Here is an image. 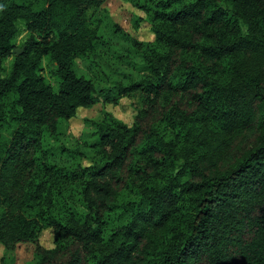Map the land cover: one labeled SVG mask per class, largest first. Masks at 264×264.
Returning a JSON list of instances; mask_svg holds the SVG:
<instances>
[{
	"label": "trees",
	"instance_id": "trees-1",
	"mask_svg": "<svg viewBox=\"0 0 264 264\" xmlns=\"http://www.w3.org/2000/svg\"><path fill=\"white\" fill-rule=\"evenodd\" d=\"M101 1L0 0L4 250L31 241L36 259L25 264H264V0H131L147 12L153 42L112 23L141 63L137 76L98 87L74 62L104 41L94 15ZM19 21L28 34L13 53ZM42 61L55 84L39 73ZM123 94L138 100L131 123L108 114L96 121L86 164L50 158L45 131L78 106ZM159 100L178 134L209 123L246 128V138L224 161L194 164L178 181L174 139L148 122ZM125 190L132 195L120 201ZM116 205L122 220L112 224ZM45 227L48 247L38 241Z\"/></svg>",
	"mask_w": 264,
	"mask_h": 264
},
{
	"label": "rangeland",
	"instance_id": "rangeland-1",
	"mask_svg": "<svg viewBox=\"0 0 264 264\" xmlns=\"http://www.w3.org/2000/svg\"><path fill=\"white\" fill-rule=\"evenodd\" d=\"M94 15L100 18L99 32L104 41L88 51L86 56L75 58L76 71L90 78L98 87L107 86L117 79L125 82L127 74L137 76L136 68L141 63V50L138 46L131 44V40L119 29H113L112 23L115 22L124 33L137 41L150 45L154 35L147 12L131 0H102L96 7ZM17 26L18 33L13 39L14 49L21 50L28 32L20 21L17 22ZM33 35L35 37L36 33ZM13 53L3 60L5 69ZM260 67L264 68V64ZM39 73L55 84L54 76L43 61ZM136 105L138 100L135 95L123 94L114 101H105L99 97L88 106L76 107L75 114L66 120H61L56 130L45 131V141L51 144L50 149L53 153L50 158L57 162H66L68 167L86 164L89 161L88 157L94 156L93 148L85 144L97 140L95 122L108 114L129 124L133 119ZM148 122L151 126L158 128L164 137L169 136L174 139L177 161L172 172L178 181L194 175V164H204L208 167L224 161L240 146L248 132L241 126L224 130L207 123L195 125L189 133L178 134L171 121L169 123L160 116V100L159 104L150 109ZM61 145L68 149H77V153L76 151L66 153L67 151L60 149ZM82 151L86 154H81ZM10 182V188L14 190L16 188L14 180L10 179ZM131 195V190H125L124 193H120L119 199L122 201ZM121 216L119 205L109 210L112 224H118L120 219L122 220ZM52 237V229L45 227L40 231L38 241L48 247L52 245ZM33 246L31 241H18L11 249L4 250L0 243V264H25L27 261H34L36 256Z\"/></svg>",
	"mask_w": 264,
	"mask_h": 264
},
{
	"label": "water",
	"instance_id": "water-1",
	"mask_svg": "<svg viewBox=\"0 0 264 264\" xmlns=\"http://www.w3.org/2000/svg\"><path fill=\"white\" fill-rule=\"evenodd\" d=\"M14 51H15V52H19V51H20V49H14Z\"/></svg>",
	"mask_w": 264,
	"mask_h": 264
}]
</instances>
